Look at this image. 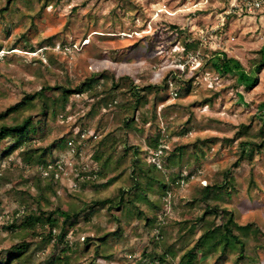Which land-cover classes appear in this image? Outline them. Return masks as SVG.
<instances>
[{"label": "trees", "instance_id": "trees-1", "mask_svg": "<svg viewBox=\"0 0 264 264\" xmlns=\"http://www.w3.org/2000/svg\"><path fill=\"white\" fill-rule=\"evenodd\" d=\"M18 1L32 13L19 11V15L27 16L29 28L34 27L47 3L36 10L32 0H5L3 11ZM6 26L10 31L11 24ZM170 28L180 32L175 26ZM21 36L26 37L25 33ZM197 48V42H186L183 52ZM12 49L8 47V51ZM42 51L50 62L46 48ZM259 54L264 58L263 50ZM207 65L224 73L241 68L237 61L225 56ZM263 65L261 59L257 61L255 71L259 72ZM193 81L185 79L183 71H172L159 85H139L127 76L114 77L104 72L75 86L59 83L24 93L17 102L0 109V148L4 147L0 153V189L8 182L2 176L5 164L20 172L19 181L5 193L16 208L7 214L0 231L12 236L14 242L7 256L0 258V264H76L85 256L89 264H107L115 258L116 245L124 238L121 225L131 227L137 238H149L139 264H258L260 250L264 249V231L256 224L239 223L229 205L231 196L239 193L235 171L242 164L253 165L255 155H264V127L257 126L256 116L234 127L231 139L225 142H237L235 161L219 169L212 179L204 178L202 187L193 188L192 182L202 174L207 152L218 139L195 140L170 149L165 145L167 140L190 135V120L180 125L165 120V127L156 124L157 117L175 108L163 105L170 100L168 94L183 99L193 91ZM256 82L249 83L247 89ZM217 96L215 93L194 101L187 109L207 106ZM72 97H84L91 104L66 137L43 144L38 137L41 127L49 121L68 120L71 107H67ZM98 114L104 121L96 123ZM110 117L115 126L106 131ZM77 124L84 127L77 131ZM149 129L152 132L147 135ZM135 136L144 137L143 146L129 144ZM65 142L71 143L70 151L78 161L67 201L59 194L62 170L53 157V151L64 149ZM87 146L89 152L85 151ZM14 152L19 167L12 164ZM86 157L90 166L83 162ZM18 186L24 188L20 190ZM178 187H192V192L174 202ZM107 191L111 196L103 197ZM167 209H179L183 217L174 221ZM1 212L0 208V221ZM101 216L107 217L115 229L107 231L100 225ZM89 226L94 227L95 234L86 231ZM139 228L142 232H137ZM83 233L87 236L80 243L77 236ZM46 251L47 257L35 263Z\"/></svg>", "mask_w": 264, "mask_h": 264}, {"label": "rangeland", "instance_id": "rangeland-1", "mask_svg": "<svg viewBox=\"0 0 264 264\" xmlns=\"http://www.w3.org/2000/svg\"><path fill=\"white\" fill-rule=\"evenodd\" d=\"M4 1L0 0V109L17 102L24 93L59 83L75 86L104 72L114 77L127 76L139 85H159L168 73L183 71L185 79H194L193 91L183 99L168 94L170 100L163 105L172 104L175 108L166 110L164 117H157L156 124L165 127L168 122L180 125L190 120L193 126L190 135L184 139L167 140L165 145L170 149L195 140L218 139L207 152L202 174L192 182L193 188L202 187L204 178L212 179L219 169L235 161L237 142H225V139H231L234 127L247 123L252 116H256L258 127H264V65L259 72L255 71V63L260 59L264 62L259 54L262 50L264 53V5L249 11L242 7L245 0H130V3L118 0H60L58 3L32 0L36 10L39 5L47 3V6L35 19V26L29 28V18L18 13L32 14L28 6L18 1L3 11ZM8 24H11L10 31L7 30ZM173 26L180 32L173 31L170 28ZM24 33L25 38L21 36ZM190 41L197 42L198 48L186 54L183 47ZM9 46L14 49L8 51ZM44 48L50 62L44 57ZM221 55L234 59L241 68L233 72L228 69L224 73L207 65L208 61L216 63L218 57H223ZM255 79L256 84L248 90L247 86ZM45 92L50 96L48 91ZM215 93L218 96L211 104L187 109L194 101ZM74 99H69L67 108L71 107V115L68 120L49 121L41 127L38 137L43 144L66 137L76 119L91 104L84 97ZM100 119L104 121L98 114L96 123ZM109 119L106 131L115 126L111 117ZM83 127L78 125L77 131ZM150 130L147 135L151 134ZM143 139V136H135L129 144L143 146ZM70 144L68 142L64 149L53 151L62 170L58 190L64 201L68 200V192H72L74 167L78 164L70 151ZM89 150L87 146L85 151ZM16 157L17 152H14L12 164L19 167ZM2 160L0 158V164H3ZM83 162L91 165L87 157ZM3 170L2 176L8 182L0 189L3 217L0 227L6 222L7 214L16 208L5 193L19 181L20 175L7 164ZM235 177L239 193L231 196L229 208L235 211L239 223L256 224L264 231V155H255L253 165L242 164L235 171ZM18 187L20 190L24 188ZM191 188L178 187L174 202L178 197L188 196ZM110 196V191L103 194V197ZM167 213L174 221H179L184 214L179 209H167ZM98 222L107 231L115 229L107 217H98ZM93 228L89 226L86 231L95 234ZM121 229L124 238L116 245L115 258L107 264H139L149 238L135 237L131 227L121 225ZM137 232L142 230L139 228ZM86 236V233L78 235V241L82 243ZM12 242V236L0 231V258L7 256L6 251ZM47 255L48 251L40 254L35 263ZM74 263L89 264L90 259L85 256ZM258 264H264L263 248Z\"/></svg>", "mask_w": 264, "mask_h": 264}, {"label": "built area", "instance_id": "built-area-1", "mask_svg": "<svg viewBox=\"0 0 264 264\" xmlns=\"http://www.w3.org/2000/svg\"><path fill=\"white\" fill-rule=\"evenodd\" d=\"M264 0H253V1H249V0H245L243 1L242 7L245 9H248L249 11L252 9H258L261 6H263L264 4Z\"/></svg>", "mask_w": 264, "mask_h": 264}]
</instances>
